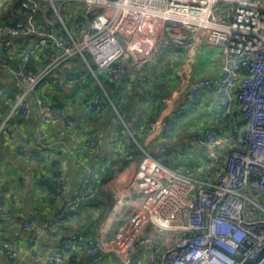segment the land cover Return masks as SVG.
Masks as SVG:
<instances>
[{
    "label": "built area",
    "instance_id": "obj_1",
    "mask_svg": "<svg viewBox=\"0 0 264 264\" xmlns=\"http://www.w3.org/2000/svg\"><path fill=\"white\" fill-rule=\"evenodd\" d=\"M42 1H49L54 18L39 23ZM53 1L0 0L17 15L0 26V70L15 85L9 93L11 112L18 111L19 117L27 119L35 108L40 148L51 145L43 123L58 119L66 132L75 131L76 121L64 106L43 103L36 93L44 81L49 87L57 85L56 73H51L73 57L79 56L87 69L72 75L73 84L83 85L90 75L101 88L82 105L91 115L100 114L109 99L96 70L121 90L134 83L143 95L179 52L180 59L184 55L188 62L201 46H212L222 54V72L217 78L188 81V92L169 117L198 111L203 97L217 102L211 123L190 133L186 142L188 151L204 158L202 177H195L190 167L179 170L167 165L166 160L175 158L176 152L167 154L172 126L166 120L163 141L154 154L134 139L142 156L131 175L134 195L125 207L118 234L102 240L83 235L77 227L59 248L43 255L37 250L36 229L48 234L76 206L97 195L92 168L86 167L79 187L66 196L64 173L54 163L49 183L61 205L45 220L25 219L20 224L32 251L31 264H100L102 253L108 250L119 257L118 264H264V1L70 0L78 9L69 12V27ZM65 1L59 0V5ZM109 5L114 7L111 16L98 13V7ZM19 36H31V41L10 65L6 55ZM38 54L43 55V64L30 67V60ZM152 128L153 123L148 122L133 132L136 135ZM1 131L13 136L7 119L0 125ZM85 146L94 150L96 136L86 140ZM135 147L131 143L124 150L113 148L100 159L110 158L113 152L127 155ZM1 218L16 222L0 195ZM148 224L177 236L157 249L143 234ZM144 246L145 258L135 257ZM79 253L85 254L83 260Z\"/></svg>",
    "mask_w": 264,
    "mask_h": 264
},
{
    "label": "crops",
    "instance_id": "obj_2",
    "mask_svg": "<svg viewBox=\"0 0 264 264\" xmlns=\"http://www.w3.org/2000/svg\"><path fill=\"white\" fill-rule=\"evenodd\" d=\"M46 2L40 3L37 14L39 23L51 21L54 18H52L48 2ZM16 16L0 2V26L6 21L14 20ZM68 21L71 22L69 17ZM30 41L31 36H19L13 39L12 51L6 55L10 65L14 64L17 55ZM204 48H206L204 50L207 55L202 54L201 47V50H197L193 54V59L188 62L184 57L182 60L180 59L179 52V55L177 54L178 56H175V59L165 69L162 76L169 68L173 70L171 73L167 71L165 76L175 75L172 81V93L165 100V104L155 120L151 122L153 123L152 130L146 132L141 141L139 139L141 146L150 154H154L164 138L162 123L168 120L172 126V134L167 154L172 156L176 152V155L173 159L168 158L166 163L179 170L190 167L194 169L197 178H201L203 175L204 158L196 152L188 151L186 142L190 133L201 130L211 123V111L216 108L217 102L203 97L204 100L198 111H189L175 119L169 117L188 92V81L204 76L212 78L220 76L222 72L220 49L217 47H214V50L209 47ZM43 60V55L38 54L30 60L29 65L30 67H39L43 64ZM185 63L187 67H185ZM62 66L63 64L56 71L58 80L73 84L71 76L75 72L73 73V69L70 70L71 76L64 78L63 72L60 70ZM72 67L77 69L76 72L83 71L75 68L76 65ZM90 83L91 80L88 77L86 83L79 87L73 84L77 89L82 86L86 87L85 92L76 98H68L60 96V94L57 98L55 88L49 87L46 81L37 87L36 93L43 103L64 106L76 121L73 133L66 132L58 119L43 123L41 126L45 137L51 142L49 148L43 149L38 145L35 136L37 129L35 108L24 120L19 118L16 111L11 112L12 103L9 93L15 89V85L7 72L0 70V125L7 119V124L13 130L12 137L3 131L0 132V195L5 207L12 210L16 216V222L13 224L3 218L0 219V264H31L30 254L32 251L26 242L27 234L22 230L20 224L25 219L45 220L52 216L56 208L61 205L60 198L56 196L55 190L49 183L53 175L52 166L56 162L60 164L65 176L66 196L79 187L86 167L92 168V177L97 185V195L94 199L76 206L64 218L62 224L51 229L48 234L41 233L36 229L39 253L44 255L59 248L77 227L81 229L83 235L98 236L102 240L115 237L120 230L125 216V207L134 195L129 185L131 175L142 156V151L139 147L129 148V152L134 151L136 155L127 157L129 152L127 155L113 152L110 158L104 161L100 159L103 153L109 152L113 148L124 150L130 147V133L121 130L116 119L118 116L105 105L103 111L98 115H91L82 110L84 101L95 92ZM153 85H149L147 88L149 90L140 95L142 90H137L135 84L132 83L127 88L128 90H125L127 93L116 96L117 100L123 101L126 99V95L144 96L150 92ZM108 98L104 103L108 101L107 106L110 105L113 110H116L109 96ZM32 105H34L33 102ZM116 113L119 115L118 111ZM121 116L123 124L126 123L124 118H128L127 114ZM234 116L238 119L239 113L235 111ZM142 118L143 116L138 115L129 118V120L134 127L142 128L146 127V123L141 121L136 123ZM215 127L222 128L221 126ZM92 135L96 136V146L94 150H89L86 148L85 142ZM144 229L143 234L153 240L157 249H162L172 236H177V234L162 231L151 224H148ZM4 242L7 243V247H2ZM146 251L147 246L142 247L140 253L135 257L145 258ZM10 253H14V257H10ZM78 257L83 260L85 254L79 253ZM119 262V257L113 251L108 250L102 253L100 264H118Z\"/></svg>",
    "mask_w": 264,
    "mask_h": 264
},
{
    "label": "trees",
    "instance_id": "obj_3",
    "mask_svg": "<svg viewBox=\"0 0 264 264\" xmlns=\"http://www.w3.org/2000/svg\"><path fill=\"white\" fill-rule=\"evenodd\" d=\"M49 11H51L50 8H49ZM79 16L82 17L81 14H79ZM88 61L90 62L89 59H88ZM91 65H92V63H91ZM172 70L173 69L169 68L167 71H168V73H171ZM175 70H177V69H175ZM72 71H73V73L74 72L80 73V72H76L77 69H73ZM79 71H81L80 68H79ZM166 72H165V74H166ZM165 74L159 80H157L154 83L153 88L146 95H144V96L126 95V99H124L123 101L117 100L116 96L120 95V94L127 93V92H125V90L119 89V87H118V85H116V83L110 82L104 77L101 80L99 78L98 74H97V77L99 78L101 84L103 85V88L105 89L107 95L110 97V99L114 103L115 107H117L118 110L120 111V114L121 115L127 114L128 118L127 117H126V119L124 118L125 122L131 124L132 122H130L129 118L131 119L132 117H136L138 115L143 116V118L141 120H137L136 123L138 121H141L142 123H148V122H152L153 120H155V118L157 117V115L161 111V108H163V106L165 104V100L167 98H169V96L172 93V89H171L172 88V81L174 80L173 76L175 77V75L167 77V76H165ZM97 88H98V91H100L98 86H97ZM127 101H129L131 108H130V106L125 107ZM16 112L18 113V111H16ZM19 118L21 120H24L21 117H19ZM137 127H139V125H137ZM3 132H5V131H3ZM6 134H8V133H6ZM134 155H136L135 152L130 151L129 154L127 155V157L134 156Z\"/></svg>",
    "mask_w": 264,
    "mask_h": 264
},
{
    "label": "rangeland",
    "instance_id": "obj_4",
    "mask_svg": "<svg viewBox=\"0 0 264 264\" xmlns=\"http://www.w3.org/2000/svg\"><path fill=\"white\" fill-rule=\"evenodd\" d=\"M264 1V0H263ZM53 2H55V6H58L57 8L59 9V11H60V14H61V16L63 17V19L65 20V23L67 24V26L69 27L70 25H71V22H69L68 21V17H69V12L71 11V10H73V9H78L77 8V4H75V3H73L72 1H70V0H68V1H65L64 3H62L61 5H59V0H54ZM47 3V2H46ZM48 6H49V8L51 9V6H50V4H49V1H48ZM80 7H81V5L79 4V10H80ZM113 9H114V7L112 6V5H109V6H106V7H98L97 8V10H98V13H105V14H107V16H111V14H112V12H113ZM50 13H51V15H52V18H53V10L51 9V11H50ZM76 13H78V11L76 12ZM202 47V46H201ZM209 48H211V50H214V47H212V46H209ZM204 49H206V48H202V50H201V52H203L202 54L203 55H207V53L205 52V50ZM182 52H185V50H183V51H181V53ZM200 52V53H201ZM199 54V53H198ZM181 60L183 59V57L184 56H182L181 55ZM67 62V61H66ZM90 62H91V60H90ZM65 63V62H64ZM62 63L63 64V66L61 67V71L63 72V77L64 78H69V76L71 75V71L70 70H72V69H74V67H72V66H75L76 65V67L75 68H80L81 70H83L82 72H87V69H86V64L82 61V59L79 57V56H76V57H73V58H71L70 60H68V63ZM185 67H187V65H186V63H185ZM57 70H58V68H57ZM56 70V71H57ZM56 71L54 70L51 74H54V73H56ZM96 72H97V74H98V76H99V78L102 80V78L104 77V78H106L107 79V77L102 73V72H99V71H97L96 70ZM72 78V77H71ZM89 79L91 80V83H90V85H91V87H92V89L94 88L95 89V92H98V88H97V86L99 87V89L101 90V88H100V86L96 83V81H94V80H92L93 78L89 75ZM57 85H55L54 87H52V88H55L54 90L56 91L55 92V95L57 96V98H59V94H60V96H64V97H68V98H76L77 96H79V95H81V94H83V92H85V89H86V87L85 86H82L81 88H76V87H74V85L73 84H71L70 82H65V81H62V82H60L59 80H58V77H57ZM108 80V79H107ZM109 81V80H108ZM79 87V86H78ZM128 90V89H127ZM109 104L108 103V101H106L105 103H104V105L109 109V108H111L110 110H111V112H114V114H116L118 117L116 118L117 120H118V122H119V127L121 128V130L123 131H125V132H132V135H130V141H131V143L133 144V145H135V146H137L138 147V145H140L141 146V144H140V141H141V139H142V137H143V135L146 133L145 131H141L140 132V134H136V135H134L135 133L133 132V130L134 131H136V127H134L132 124H129V123H125V125L123 124V118H122V116H121V114H120V111L118 110V108L116 107L115 109L116 110H113V107L112 106H110V105H108L107 106V104ZM57 105V104H56ZM110 106V107H109ZM128 106H130V103H129V101H127L126 102V105H125V107H128ZM130 108H131V106H130ZM113 110V111H112ZM118 111V113H119V115L116 113ZM140 128V127H139ZM135 136H136V139H137V144L138 145H136L135 143H134V139H135ZM139 139H140V141H139ZM141 155H142V152H141Z\"/></svg>",
    "mask_w": 264,
    "mask_h": 264
}]
</instances>
